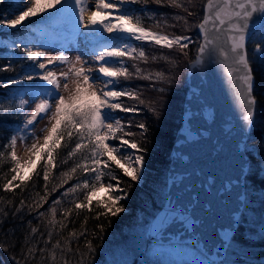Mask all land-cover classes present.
<instances>
[{
    "label": "snow or ice",
    "instance_id": "snow-or-ice-1",
    "mask_svg": "<svg viewBox=\"0 0 264 264\" xmlns=\"http://www.w3.org/2000/svg\"><path fill=\"white\" fill-rule=\"evenodd\" d=\"M6 2L0 0V4ZM150 3L156 4L158 8H183L189 16L193 15L183 6V0H95L94 7L89 6V0H31V3L29 0H14L11 7L15 12L0 14V26L20 32V43L13 39L6 47L21 48L23 44L21 50L24 55L19 59L29 62L31 69L18 79L8 78L0 82V88L7 90L19 80L33 82L29 85L30 91L24 95L17 92L0 101V120L22 118V123L11 129L13 134L8 143L2 146L3 150H0V166L5 163L11 165L8 172L0 174V179L4 181L0 189L6 193H15L16 189L24 192L34 178L44 181V195L36 193L31 202L21 199L11 213L14 217L23 214L25 209L29 215L36 213L45 229L43 232L36 227L30 229L21 248V258H14V264H70L68 254L74 251L72 242L87 233V229L82 226L80 232L72 230L66 237L62 236L73 214L78 216L85 210L91 212L95 207L102 209L95 216L100 219L101 216L115 217L126 211L120 202L126 201L129 193L120 186L122 182L112 166L115 165L132 181L142 182L147 150L138 141L126 138L135 135L126 131L131 123H123L113 113L119 111L139 115L143 111L140 105H144L145 101L136 89L128 85L120 86V82L121 79H143L151 81L150 86L154 87L156 83L171 84L172 78L163 71L144 72L135 63L131 66L134 71H130L126 61L147 63L149 59H164L175 65L177 62L168 57L153 55L150 58L142 46L133 42L151 43L169 50L178 49L187 56V49L193 40L190 35H169L145 27V18L153 20L157 28L175 27L168 25V14L149 8ZM188 3L192 4V0H188ZM137 4L141 5L139 9L130 7ZM203 9L202 20L196 26L200 37L197 56L189 63L202 65L205 58H209L223 66V74L233 88V97L240 113L243 134L241 155L246 157L251 151L259 157L257 144L251 136L256 123L258 101L254 95L253 60L249 57L247 45L257 37L264 41V0H206ZM34 17L40 20L33 21ZM172 19L184 20L187 24L186 18L182 16L173 14ZM25 21L29 23L25 24ZM37 23L41 26L35 27ZM31 32L46 35L50 39L60 37L59 46L52 43L35 45L32 37L26 34ZM77 37L82 38L83 46L77 43ZM0 43L4 41L0 40ZM73 50L77 55L74 60H70L67 53ZM48 51H59L60 54L46 58ZM86 57L92 59V64L88 63ZM253 57L264 62V46L261 43H256ZM62 65L68 66L67 71L57 73L55 68ZM85 65H88L87 71ZM13 70L11 62L0 67V71ZM97 79L102 84L99 90L93 88ZM61 88L66 94L61 93ZM155 90L162 93L167 91L165 88ZM17 97H20L18 101ZM122 97L137 101L138 104L125 106ZM5 102H11V106L4 107ZM29 104L35 107L31 115L25 116ZM147 110L159 116L154 107ZM45 118L47 123L40 129L43 140L40 143L41 136L36 134L35 125ZM136 127L142 137L146 136L148 127L145 123L141 122ZM186 136L188 140L196 139L197 132L192 129L191 122L186 129ZM29 138L35 142L27 149L28 158L21 161L16 153L17 139L25 142L27 148L26 141ZM112 141L118 143L113 144ZM260 143L264 144V141ZM61 148L67 149L63 159H59L58 150ZM129 149L132 151L128 152ZM69 161L73 162L72 166L55 177L54 169ZM260 169V178L264 179V159L260 161ZM251 171V162L245 159L241 176L237 179L243 178L247 185ZM78 172L83 179L77 176ZM106 176L116 183L105 185ZM73 178L77 182L67 187L60 198L53 200L46 211H40L48 203L49 185H52L51 192H55ZM57 179L59 183H53ZM182 182V178H173L172 187L177 189ZM131 187L129 184L128 188ZM100 188L104 189L103 196H98ZM81 192L82 199L79 196ZM65 200L70 207H62ZM0 203L11 205L12 201L0 197ZM58 206H61L59 218ZM163 207L164 215L156 225L157 230L177 224L182 229L192 228L195 222L189 205L182 203L178 195L170 192ZM8 214L6 209L0 208V220L6 222ZM244 223H249L245 217L234 215L227 225H221L218 233L220 247L227 250L236 245V232ZM97 227L101 233L104 232L103 224ZM2 228L3 224H0ZM252 235V232H247L246 238ZM255 235L264 238V222L259 224ZM54 236L60 239L53 242ZM84 249L81 251L76 245V264H96V246L91 240H85ZM0 250H5L2 245Z\"/></svg>",
    "mask_w": 264,
    "mask_h": 264
},
{
    "label": "trees",
    "instance_id": "trees-1",
    "mask_svg": "<svg viewBox=\"0 0 264 264\" xmlns=\"http://www.w3.org/2000/svg\"><path fill=\"white\" fill-rule=\"evenodd\" d=\"M206 0H192V4L188 3V0H183V6L187 7L193 15L189 16L188 12L183 11V8L163 7L158 8L156 4H149L151 9L158 10L159 12L168 14V25H175V27H161L156 31H163L169 35H190L193 40L187 49V56L181 54L178 49H166L156 46L151 43L141 44L135 42L134 44L142 46L146 53L151 56L168 57L170 60H174L177 63L175 65L165 61L164 59H158L152 61L149 59L147 63L135 61L126 64L129 66L130 71H134L131 67L134 63L144 72L155 73L157 71H163L166 75L172 78V83H156L154 87L150 86L151 81L143 79H130L124 81L121 79L120 86L128 85L133 89H136L140 98L145 101L144 105H140L143 111L139 115L133 113L114 112L113 115L120 117L122 122L127 124L131 123V127L126 131L135 133L134 136L126 137L129 140H136L140 143V146L147 150L145 154V170L143 173V180L140 185H136L128 178L123 176L120 171L113 167L116 175L121 180V187L127 189L129 195L126 201H121L126 208V211L120 213L115 217H104L96 219V213L102 209L94 207L91 212L81 211L77 216L73 214L70 217L71 222L68 223V227L62 233V236L66 237L69 231L75 230L80 232L83 228L87 229L85 236L79 237L78 241H73V253L68 254L70 264H76L78 260V254H75V247L78 244L81 251H84L85 240H91L96 246V264H103L107 257L121 248H132L136 233L141 229L142 232L148 230L149 224L154 215L161 209L166 194V174L170 163V152L173 145L176 133L180 127L182 117V106L184 97L187 92L186 74L189 62L192 61L197 53V47L199 38L197 35V25L201 22L203 17V5ZM14 4L13 0H7L5 4H0V14L11 13L14 8L11 5ZM136 9H139L141 5L137 4ZM179 15L187 20V24L184 20L176 21L172 19V15ZM159 20L160 18L157 17ZM33 21H39V17L32 18ZM147 21H143L145 27H149L145 24ZM155 24L153 20H149ZM27 21L25 24H28ZM163 25V21H160ZM35 27H40L41 24L37 23ZM23 29V27H21ZM15 33V35H13ZM36 33V32H35ZM40 36V33H38ZM13 39L20 41V32L18 30L12 32H0V40L4 43H0V67L11 62L13 71H0V82L6 81L8 78H15L26 71L31 70L26 60H21L19 57L24 54L21 49L16 47H6ZM256 43H261L264 46V41H260L259 37L250 41L247 45L250 59L253 60L252 69L254 73V95L257 98L256 106V123L255 127L251 130V136L257 144V150L259 151V157L252 154L251 151L247 153L249 161L251 162V174L248 175L247 185H245V202L242 216L247 219L249 223L242 224L235 235L237 244L231 248H228L226 259L220 264H264V238H260L255 235L257 228L261 222H264V179L260 178V161L264 159V62L253 57V49ZM33 82L19 80L17 84L12 85L9 89L5 90L0 88V101H3L6 96L11 97L19 92L24 95L30 91L29 85ZM165 88V93L156 91L155 89ZM20 97H17V101ZM27 98V97H25ZM121 101L125 106H133L138 104L137 101L129 100L127 98H121ZM4 107H10L11 102H5ZM149 107H154L156 112L159 113L157 117L152 112L148 111ZM25 114V113H24ZM145 123L148 127L146 136L140 135V130L136 127L139 123ZM22 123L21 119L9 117L6 120H0V150L4 144H7L9 137L13 134L11 129ZM118 141H112L111 143L117 144ZM59 159H63L66 155L67 149H59ZM72 161L68 164H63L54 169L53 175L59 177V174L63 171H67L72 166ZM10 163H5L0 166V174L8 172ZM9 173V178H10ZM83 179L80 173H77ZM3 179H0V185L3 184ZM77 182L76 178L68 181V184L63 188L58 189L55 192H51L52 185H49L50 195L48 197V203L44 204L40 211H46L51 205L52 201L60 198L61 193L72 184ZM53 183H59V180H54ZM113 183L116 181L111 180L109 177L104 178V184ZM131 184L132 187L128 188ZM36 193L44 195V181L42 179L34 178L29 182L28 188L21 192L20 189H16L15 193H6L0 189V197H3L5 201H12L11 205L0 203V208L6 209L9 213L6 217V222L0 220V224H3V228L0 229V245L3 249L0 250V264H14V258H21V248L25 243V236L28 235L32 227L38 228L41 232L45 231L40 218L36 213L28 214L27 209L23 214L12 216L11 213L14 207L19 204L21 199L31 202L32 198L36 196ZM102 195L98 196H103ZM80 198H83V193H79ZM67 200L64 201L62 207H70ZM57 210V218L60 217V211ZM85 217H87V223L85 224ZM104 225V232L101 233L97 225ZM252 232L251 238H246V233ZM14 233V235H13ZM95 233V235H93ZM145 235V234H144ZM39 233H37V238ZM31 239V237H30ZM56 239H60L59 236H54L53 242ZM26 250V249H25ZM150 262V260L148 259ZM145 262V260L134 259L133 264Z\"/></svg>",
    "mask_w": 264,
    "mask_h": 264
},
{
    "label": "water",
    "instance_id": "water-1",
    "mask_svg": "<svg viewBox=\"0 0 264 264\" xmlns=\"http://www.w3.org/2000/svg\"><path fill=\"white\" fill-rule=\"evenodd\" d=\"M222 68L209 58L202 65H188L181 123L170 152L166 197L170 192L178 195L189 205L195 223L188 230L178 224L157 230L165 211L162 206L148 231L151 243L187 244L214 263L224 261L227 252L220 247V226L242 215L244 180L237 178L245 159L249 161L241 155L240 113ZM190 122L197 132L195 140L186 136ZM173 178L183 180L177 189L172 187Z\"/></svg>",
    "mask_w": 264,
    "mask_h": 264
},
{
    "label": "rangeland",
    "instance_id": "rangeland-1",
    "mask_svg": "<svg viewBox=\"0 0 264 264\" xmlns=\"http://www.w3.org/2000/svg\"><path fill=\"white\" fill-rule=\"evenodd\" d=\"M29 3H31V0H29ZM94 4H95V0H89L90 7H94ZM130 7L137 8L138 6L130 5ZM149 20L150 19L145 18L144 21H147L145 22V24L149 26L150 28H152L153 31H156L157 27L152 22H149ZM6 29L8 28L6 27L5 30L1 28L0 31H6ZM133 43H135V41ZM33 44L37 45L36 42L34 41H33ZM59 54H60L59 52L48 51L46 58H53L55 56H58ZM86 59H88L89 64H92V59L90 57H86ZM71 60H74V59H71ZM127 61L129 63L135 62L132 60H127ZM79 66L80 65H77V67ZM67 67L68 66L62 65L60 67H56L55 71L57 73L61 71H67ZM85 69L86 71L88 70V65H85ZM101 87H102V84L100 80L97 79L96 82L93 84V88L96 90H99ZM61 93L66 94L64 93L63 88H61ZM34 107H35L34 104H29V106H27L24 112L25 113L24 115L25 116L31 115V112L34 109ZM46 123H47V118H45L44 120L38 121L35 125L36 134L41 136L40 143H43L42 133L40 132V129L44 127ZM33 142L35 141L29 138L26 141V144H27V148H26L25 142H21L19 139H17L16 153H17V156L21 159V161H24L28 158L27 149L31 147V144ZM117 169L123 175L121 170L119 168ZM103 193H104V189L100 188L98 194L102 195ZM136 235L137 237H135L134 239L135 244H132L133 246L132 248L130 249L121 248L120 250H116L114 253H112L111 255L107 257L106 261L103 264H133V261L136 258L137 260H145L147 262V263L140 262L137 264H201V262H203V264H219V263H211L203 255H201L194 247L190 245H182V244H169V245H157V246L153 245V246H148L146 248L145 245L147 242L148 234L146 232L145 233L142 232L140 229L138 233H136ZM148 259L150 260V262L148 261Z\"/></svg>",
    "mask_w": 264,
    "mask_h": 264
}]
</instances>
